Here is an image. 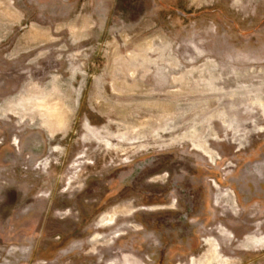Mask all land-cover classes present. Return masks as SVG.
Listing matches in <instances>:
<instances>
[{"label":"rangeland","instance_id":"374dc122","mask_svg":"<svg viewBox=\"0 0 264 264\" xmlns=\"http://www.w3.org/2000/svg\"><path fill=\"white\" fill-rule=\"evenodd\" d=\"M220 263L264 264V0H0V264Z\"/></svg>","mask_w":264,"mask_h":264},{"label":"bare ground","instance_id":"6f19581e","mask_svg":"<svg viewBox=\"0 0 264 264\" xmlns=\"http://www.w3.org/2000/svg\"><path fill=\"white\" fill-rule=\"evenodd\" d=\"M61 122V123H60ZM65 121L64 120H62V119H60V120H58V122H56V123H58V124H60V126H62L61 124H63ZM206 147V146H205ZM208 149V148H207ZM216 258V257H215ZM214 258V259H215ZM218 258V257H217ZM217 261V260H216ZM222 261V260H221ZM218 262V261H217ZM221 264V263H220Z\"/></svg>","mask_w":264,"mask_h":264},{"label":"flooded vegetation","instance_id":"af4514ba","mask_svg":"<svg viewBox=\"0 0 264 264\" xmlns=\"http://www.w3.org/2000/svg\"><path fill=\"white\" fill-rule=\"evenodd\" d=\"M61 123V122H60ZM64 124V123H63ZM63 124H61V125H63ZM62 127V126H61Z\"/></svg>","mask_w":264,"mask_h":264}]
</instances>
